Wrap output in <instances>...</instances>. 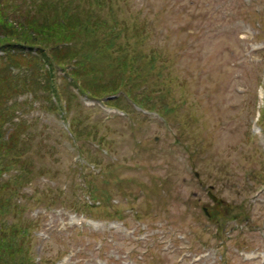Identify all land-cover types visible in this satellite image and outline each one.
<instances>
[{
    "label": "rangeland",
    "instance_id": "rangeland-1",
    "mask_svg": "<svg viewBox=\"0 0 264 264\" xmlns=\"http://www.w3.org/2000/svg\"><path fill=\"white\" fill-rule=\"evenodd\" d=\"M40 3L0 0V18ZM120 7L168 93L91 97L0 43V242L35 264H264V0ZM92 60L103 90L119 74Z\"/></svg>",
    "mask_w": 264,
    "mask_h": 264
},
{
    "label": "trees",
    "instance_id": "trees-1",
    "mask_svg": "<svg viewBox=\"0 0 264 264\" xmlns=\"http://www.w3.org/2000/svg\"><path fill=\"white\" fill-rule=\"evenodd\" d=\"M38 10L42 18L26 20L22 15L11 22L0 18V43L45 55L53 70H65L69 83L91 97L107 90L115 93L125 85L138 88L140 94L169 92L161 82L166 70L164 63L159 64L161 54L143 52L145 25L126 17L120 0H41ZM95 56L105 58L119 74L103 90L92 87V80L104 82L108 76L107 69L95 67ZM110 100L117 98L113 95ZM8 259L10 264H35L22 248L0 242V264Z\"/></svg>",
    "mask_w": 264,
    "mask_h": 264
},
{
    "label": "water",
    "instance_id": "water-1",
    "mask_svg": "<svg viewBox=\"0 0 264 264\" xmlns=\"http://www.w3.org/2000/svg\"><path fill=\"white\" fill-rule=\"evenodd\" d=\"M209 195L216 201V198L212 195V193H209Z\"/></svg>",
    "mask_w": 264,
    "mask_h": 264
}]
</instances>
